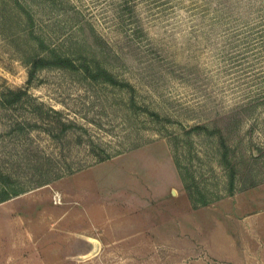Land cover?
Here are the masks:
<instances>
[{"label":"rangeland","instance_id":"374dc122","mask_svg":"<svg viewBox=\"0 0 264 264\" xmlns=\"http://www.w3.org/2000/svg\"><path fill=\"white\" fill-rule=\"evenodd\" d=\"M0 264H264V0H0Z\"/></svg>","mask_w":264,"mask_h":264},{"label":"trees","instance_id":"16d2710c","mask_svg":"<svg viewBox=\"0 0 264 264\" xmlns=\"http://www.w3.org/2000/svg\"><path fill=\"white\" fill-rule=\"evenodd\" d=\"M53 56L54 57H52V58H48V57H44V56L36 57L34 59V61L32 62V72L44 63L45 64H58L60 66H68V67H75L76 66V63L74 62V60L70 56L62 55L61 53H58V52H54ZM99 70L101 71L100 68H99ZM103 72H105V74H106V79L114 82L115 79L113 78V76L111 75V73L109 71H107L106 69H103ZM258 153H256V154L253 153V155L256 156V155H258ZM260 156H261V152H260ZM8 197H9V195L1 196V199H6ZM207 203H208V201L205 200L204 204H207Z\"/></svg>","mask_w":264,"mask_h":264},{"label":"water","instance_id":"95a60500","mask_svg":"<svg viewBox=\"0 0 264 264\" xmlns=\"http://www.w3.org/2000/svg\"><path fill=\"white\" fill-rule=\"evenodd\" d=\"M255 153H256V152H255ZM93 243H94V248L92 249V252H93L94 250H96L97 247H98V241H97V240L93 239Z\"/></svg>","mask_w":264,"mask_h":264}]
</instances>
